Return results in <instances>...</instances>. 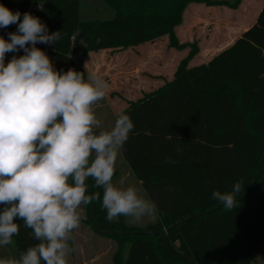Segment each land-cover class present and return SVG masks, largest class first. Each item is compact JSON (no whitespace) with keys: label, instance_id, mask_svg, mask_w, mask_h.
I'll list each match as a JSON object with an SVG mask.
<instances>
[{"label":"trees","instance_id":"obj_1","mask_svg":"<svg viewBox=\"0 0 264 264\" xmlns=\"http://www.w3.org/2000/svg\"><path fill=\"white\" fill-rule=\"evenodd\" d=\"M83 1L0 4L39 17L49 32L61 31L58 44L37 47L57 70L74 68L86 77L90 52L122 51L165 36L170 48L189 49L171 81L128 101L123 110L135 126L122 155L155 202L159 219L129 229L124 217L108 222L100 201H93L92 227L119 244L112 264H253L264 238V10L230 46L192 66L199 44L180 42L176 34L186 8L204 3L236 9L241 0H99L113 11L107 19H84ZM17 27L0 28V35L7 39ZM13 55L23 51L8 53L6 61ZM238 180L243 190L235 208L227 210L211 198L214 190H230ZM87 183L89 195L102 194L91 179ZM17 222L14 257L36 243L31 230Z\"/></svg>","mask_w":264,"mask_h":264},{"label":"clouds","instance_id":"obj_2","mask_svg":"<svg viewBox=\"0 0 264 264\" xmlns=\"http://www.w3.org/2000/svg\"><path fill=\"white\" fill-rule=\"evenodd\" d=\"M13 24L18 27L7 39L0 35V247L19 235L17 221L36 243L18 257L0 258V264H69L83 206L99 200L108 222H140L155 215L157 206L137 186L113 182L135 125L124 111L110 128L97 117L95 106L108 82L74 68L57 70L37 44H58L61 31L49 32L39 17L0 4V28ZM21 50L23 55L6 61L8 53ZM89 179L102 196L88 194ZM242 190L238 180L211 198L232 210Z\"/></svg>","mask_w":264,"mask_h":264},{"label":"rangeland","instance_id":"obj_3","mask_svg":"<svg viewBox=\"0 0 264 264\" xmlns=\"http://www.w3.org/2000/svg\"><path fill=\"white\" fill-rule=\"evenodd\" d=\"M211 1H228V2H235L237 0H211ZM233 9L228 8L229 15L238 16L241 13L235 12ZM81 12L84 19H107L113 16V11L102 1L99 0H84L81 6ZM151 45V43H147ZM155 44L153 47L149 48L147 51H143L145 57L142 58V49H132L128 48L122 51H113L112 53L108 51H102L100 53L91 52L88 55L86 60L87 66L86 70L88 75H97L104 80H106L109 84V88L112 86L114 88L116 85L125 86L129 83L130 86L135 85V80L138 77H147V69H144V66H151L153 65L151 62L152 54L160 53L164 54V62L171 61V57L177 58L179 56V52L176 51H169V40L168 37H162L161 39L152 43ZM80 52H84L85 46L83 44H79ZM131 50L135 51V54L131 53ZM127 54L128 56L124 58L125 63L122 65H118L119 59H116L115 54H119L120 52ZM117 52V53H116ZM170 52V56H169ZM176 52V53H175ZM141 57V62L137 59V56ZM124 56V55H123ZM121 57L118 55V58ZM174 58V59H175ZM145 59V60H144ZM174 59L172 62H174ZM179 59V58H178ZM142 61H148V63L144 64ZM178 61V60H177ZM163 65V64H162ZM153 71H162L163 66H159L158 68L155 66L152 68ZM157 72V73H158ZM109 93L112 95V98L116 99L119 93H115L110 89ZM112 92V93H111ZM126 96H130L127 94V90H124ZM108 93V94H109ZM132 97V96H130ZM120 101H112L109 100L108 102H104L101 100L98 102V106H105L106 107L108 119L106 128H110L116 117L114 113L119 111V107H121ZM125 159L123 160L121 155L119 154L117 163H116V173L113 177L114 183H119L123 181L125 186L127 185H135L141 190V195L148 198L146 193L144 192L143 186L138 183V179L132 175V173L127 172L128 165L125 163ZM102 196V194H101ZM92 205L89 204L87 206L82 207V220L81 225L78 229L74 232V242L73 247H75L76 251L70 257L69 264H112L113 256L117 252L119 248V244L100 233L96 232L92 227L90 221V214H91ZM157 211L155 215L151 217H145L140 222H134L131 218L124 217V221L126 226L129 229H140L144 226H149L158 223L157 220ZM16 253L15 241L11 245L6 247H0V258H14ZM126 251L124 252V254ZM253 264H264V238L262 241L261 246L259 247L255 260Z\"/></svg>","mask_w":264,"mask_h":264},{"label":"crops","instance_id":"obj_4","mask_svg":"<svg viewBox=\"0 0 264 264\" xmlns=\"http://www.w3.org/2000/svg\"><path fill=\"white\" fill-rule=\"evenodd\" d=\"M227 6H209L204 3H191L185 10L183 15V22L177 28L176 34L180 42H193L197 41L199 44L200 51L198 55L191 61L190 65L195 66L201 63L208 62L212 57L217 55L219 52L230 46L238 37L242 35L245 31H247L252 25L255 24L257 20V16L259 13L264 10V0H241L238 7L233 9L235 12L241 13L238 16L229 15ZM231 9V8H230ZM232 10V11H233ZM154 43V42H153ZM155 44L148 45L147 43L142 44L138 47L132 49H142V58L145 57L143 51H147L149 48L153 47ZM108 51L112 53L115 50H102ZM95 52V53H100ZM169 51L179 52V56L177 58L171 57V61L164 62V54L157 53L152 54L151 62L153 65L144 66V69H147L148 76L147 77H138L135 80V85L130 86L129 83L125 86L116 85L114 88L112 86L108 88L107 93L103 101L106 103L109 100L112 101H120L121 107H119V111L114 113L116 114L123 111L128 106V101H136L146 94L152 93L162 87L166 82L171 81L174 77V73L181 62L188 53L189 49H185L182 51H177L173 48H170ZM175 52V53H176ZM91 53V52H90ZM88 53V55L90 54ZM114 53V52H113ZM117 53V52H116ZM127 51L120 52L119 54H115L116 59L122 62H119L118 65H122L125 63L124 58L127 57ZM131 53L135 54V51L131 50ZM84 62V68L86 69L87 63L86 60ZM118 55L121 57L118 58ZM124 55V56H123ZM170 56V52H169ZM175 58V59H174ZM179 58V59H178ZM137 59L141 62V57L139 54ZM174 59V62L172 60ZM145 60V59H144ZM178 60V61H177ZM148 63V61H142ZM163 64V65H162ZM163 66L162 71H153V67ZM87 71V70H86ZM158 72V73H157ZM88 74V73H87ZM112 91L115 93H119L116 99L112 98V95L109 93ZM124 90H127V94L130 96H126ZM109 93V94H108ZM112 93V92H111ZM97 117L102 121L103 126L106 128L108 114L107 104L105 106H95ZM120 155L124 160L122 155V151H120ZM127 163V162H125ZM128 165V164H127ZM128 173H132L129 165L127 168ZM135 176V175H134ZM138 183L142 185L141 181L138 180ZM145 192V191H144ZM157 217L159 219V214L157 212ZM157 219V220H158Z\"/></svg>","mask_w":264,"mask_h":264}]
</instances>
